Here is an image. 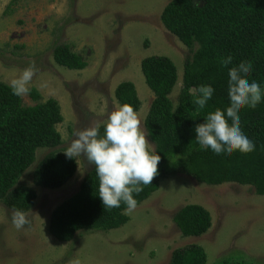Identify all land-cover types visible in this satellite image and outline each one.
Here are the masks:
<instances>
[{
	"label": "rangeland",
	"instance_id": "374dc122",
	"mask_svg": "<svg viewBox=\"0 0 264 264\" xmlns=\"http://www.w3.org/2000/svg\"><path fill=\"white\" fill-rule=\"evenodd\" d=\"M172 1L0 0V82L9 85L34 63L38 71L28 85L30 92L22 97L24 105L54 99L64 117L57 128L62 146L39 150L20 182L37 193L27 213L30 223L16 229L12 211L0 201V264H171L176 250L193 245L203 248L206 264L231 257L264 264V196L249 186H208L182 174L170 175L134 212L125 213L129 222L118 230L78 234L70 243L50 233L53 212L80 191L94 166L77 158L75 177L59 190L34 184L37 166L53 152L64 153L76 130L95 122L103 126L120 107L116 91L123 83L136 86L142 102L138 115L145 125L155 96L146 85L142 61L167 57L176 65L179 80L170 99L178 107L192 53L162 23ZM65 45L88 64L85 70L56 64L54 51ZM31 90L41 95L39 103L32 100ZM189 205L211 214L212 227L204 236L184 237L174 222Z\"/></svg>",
	"mask_w": 264,
	"mask_h": 264
},
{
	"label": "trees",
	"instance_id": "16d2710c",
	"mask_svg": "<svg viewBox=\"0 0 264 264\" xmlns=\"http://www.w3.org/2000/svg\"><path fill=\"white\" fill-rule=\"evenodd\" d=\"M161 20L166 30L190 49L192 58L185 65L176 109L170 99L179 80L176 65L167 57H152L141 63L146 85L155 96L145 126L161 160L152 185L145 186L135 197L138 206L156 193L165 179L177 174L208 186H249L258 196H264V103L240 114L243 132L256 145L254 152H235L225 159L202 150L195 140V126L203 123L209 112L229 105L228 69L220 64L221 58L233 57L229 68L241 62L252 63L249 80H255L264 89V0H199V4L197 0H173ZM197 45L199 49L195 51ZM54 61L70 71L88 67L68 45L55 49ZM201 84H211L215 93L205 109L196 110L192 101ZM189 89L194 91L190 93ZM31 98L37 103L42 100L36 90H31ZM116 100L120 106H133L137 113L142 108L133 83L121 84ZM63 122L62 109L56 100L27 107L8 85L0 82V201L11 211L17 209L27 214L34 208L37 193L20 185L21 179L35 164L39 150L62 146L57 128ZM100 132L102 135L103 126ZM77 170L75 158L53 152L37 166L34 184L59 190L75 177ZM98 184L93 168L80 191L53 212L50 233L56 240L70 243L78 234L107 233L129 222L125 205L111 210L103 208ZM174 222L187 238L204 236L212 227L211 214L199 205L184 207ZM206 263L205 251L195 245L176 250L171 260V264ZM216 264H246V261L231 257Z\"/></svg>",
	"mask_w": 264,
	"mask_h": 264
},
{
	"label": "clouds",
	"instance_id": "9594fccd",
	"mask_svg": "<svg viewBox=\"0 0 264 264\" xmlns=\"http://www.w3.org/2000/svg\"><path fill=\"white\" fill-rule=\"evenodd\" d=\"M232 62L231 55L220 59V64L228 69L229 105L209 112L204 122L195 126V140L199 147L225 159L231 158L235 152L248 154L255 151V143L242 130L240 114L246 108L256 109L264 103V89L255 80H249L252 63L241 62L229 68ZM37 71L33 63L13 79L8 85L12 94L18 98L27 95L30 92L28 85ZM214 93L211 84L199 85L192 101L195 109H205ZM100 129L101 124L95 122L76 130L75 138L63 152L69 159L82 157L94 166L99 181L98 197L104 209L119 208L123 204L125 212L131 214L138 206L135 197L145 186L152 185L158 175L161 156L147 138L151 133L129 104L108 115L102 135ZM11 219L18 230L30 223L27 214L17 209L12 210Z\"/></svg>",
	"mask_w": 264,
	"mask_h": 264
}]
</instances>
